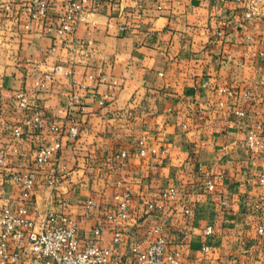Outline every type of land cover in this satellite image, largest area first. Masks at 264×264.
<instances>
[{
	"label": "crops",
	"instance_id": "1",
	"mask_svg": "<svg viewBox=\"0 0 264 264\" xmlns=\"http://www.w3.org/2000/svg\"><path fill=\"white\" fill-rule=\"evenodd\" d=\"M28 2L0 6V145L10 147L0 174L34 170L37 148L52 143L47 126L28 125L36 107L59 126L62 147L59 160L39 171L35 198L24 200L7 181L2 203L26 206L33 219L67 215L80 224L81 245L101 225L116 256L128 252L132 234L145 243L161 225L180 264H263L264 153L245 142L264 114V0L254 18L245 0H100L63 40L30 18ZM63 6L57 1L46 22L56 25ZM73 124L76 139L68 136ZM142 138L157 152L141 156ZM121 151L126 166L110 168ZM126 188L129 217L114 243L107 216L117 211L113 195ZM166 190L178 199L163 200ZM148 202L163 209L149 211Z\"/></svg>",
	"mask_w": 264,
	"mask_h": 264
},
{
	"label": "built area",
	"instance_id": "2",
	"mask_svg": "<svg viewBox=\"0 0 264 264\" xmlns=\"http://www.w3.org/2000/svg\"><path fill=\"white\" fill-rule=\"evenodd\" d=\"M59 0H29L27 4L28 14L31 19H38L45 23L48 32L55 31L60 40L73 34L81 22H85L94 13V7L100 0H63V12L58 18L57 24L46 22L48 11ZM246 17L254 18L262 13L261 0H245ZM13 0H2L1 7L9 10ZM51 76H46L45 80ZM42 86L45 82H37ZM249 97L248 92L245 94ZM22 107L27 106V99L23 93L17 94ZM77 101V97H73ZM239 118H245L246 113L241 110L235 111ZM72 122L73 119H71ZM28 125L36 132H40L47 126L52 132L50 145H41L37 148L35 155V168L28 172L12 173L8 177L0 174V264H124L127 256H132V262L128 264H180L181 253L176 249L167 250V242L163 235V227L156 225L148 232L146 242L135 239L132 234L129 238L128 252L116 256L114 250L106 246L102 240L103 227L97 226L93 230L91 238L84 244H80L79 230L80 224L65 214L57 212H47L40 219H33L29 216V210L22 206L14 211L8 202L2 203L5 193V184L11 181L19 185L22 189L24 200L31 201L36 196L37 181L39 171H41L51 160H59L61 151L60 128L55 123L46 124L42 117L41 110L36 107L31 113ZM79 134L78 127L73 124L68 131L70 139H76ZM245 144L250 148H257L264 153V114L262 122L256 124L249 132ZM139 154L146 156L149 151L156 153L157 150H149L145 147V139L139 142ZM10 147L0 145V168L5 166L6 155ZM13 148V151H16ZM127 152L121 151L115 154L108 165L110 168L126 166ZM57 176L49 178L50 186H55ZM260 181L264 183V175ZM118 186H121L119 181ZM207 188H213L211 181L206 182ZM179 193L176 190H166L161 193V198L165 201H176ZM117 201V211L107 216L113 224V242L121 243L122 234L120 223L129 217L130 190L126 188L123 192L113 195ZM227 205L226 202H223ZM67 206V202L63 203ZM95 206L93 201H89L87 209ZM149 211L162 210L163 205L153 202L147 203ZM184 213L188 218H192L194 211L189 207H184ZM190 223V221L188 222ZM257 232L264 237V222H262ZM212 233L211 228L204 231L205 235ZM146 244V245H145ZM203 251L208 252L209 246L205 244ZM264 264V262H263Z\"/></svg>",
	"mask_w": 264,
	"mask_h": 264
}]
</instances>
